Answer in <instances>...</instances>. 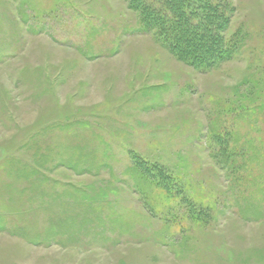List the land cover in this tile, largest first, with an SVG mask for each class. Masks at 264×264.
Listing matches in <instances>:
<instances>
[{
	"label": "rangeland",
	"instance_id": "1",
	"mask_svg": "<svg viewBox=\"0 0 264 264\" xmlns=\"http://www.w3.org/2000/svg\"><path fill=\"white\" fill-rule=\"evenodd\" d=\"M220 1L239 48L202 71L127 0H0V264H264V0Z\"/></svg>",
	"mask_w": 264,
	"mask_h": 264
},
{
	"label": "trees",
	"instance_id": "2",
	"mask_svg": "<svg viewBox=\"0 0 264 264\" xmlns=\"http://www.w3.org/2000/svg\"><path fill=\"white\" fill-rule=\"evenodd\" d=\"M128 9L136 13L140 28L152 33L155 39L179 61L195 69L206 71L229 61L239 48L238 38L224 36L230 21L232 8L220 0H127ZM236 36V35H235ZM229 134V133H228ZM212 137L226 142L215 130ZM227 145V144H226ZM243 148L223 147L219 153L222 165L233 163L232 156L242 152ZM132 169L139 172L141 178L149 181L159 191L162 198L185 205L190 218L205 219L208 212L195 209L194 203L185 194L180 180L162 166L149 163L133 154ZM141 192L147 197L144 190ZM149 200L147 199V202ZM151 207V203L148 202Z\"/></svg>",
	"mask_w": 264,
	"mask_h": 264
}]
</instances>
